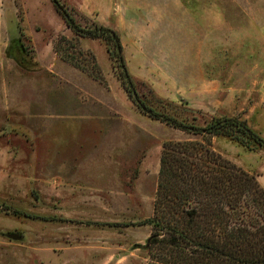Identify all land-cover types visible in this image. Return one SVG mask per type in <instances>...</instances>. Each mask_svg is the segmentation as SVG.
Wrapping results in <instances>:
<instances>
[{"label": "rangeland", "instance_id": "1", "mask_svg": "<svg viewBox=\"0 0 264 264\" xmlns=\"http://www.w3.org/2000/svg\"><path fill=\"white\" fill-rule=\"evenodd\" d=\"M60 1L79 24L118 31L149 106L197 124L237 116L264 138V0ZM196 40L204 99L169 65L186 43L194 70ZM119 65L52 0H0V264H148L135 246L152 233L164 143L202 136L144 113ZM207 138L264 188V146Z\"/></svg>", "mask_w": 264, "mask_h": 264}, {"label": "trees", "instance_id": "2", "mask_svg": "<svg viewBox=\"0 0 264 264\" xmlns=\"http://www.w3.org/2000/svg\"><path fill=\"white\" fill-rule=\"evenodd\" d=\"M79 36L103 37L112 45L126 89L152 118L200 139L164 143L153 215L145 220L152 233L145 244L148 264H264V188L255 175L212 148L208 136L224 135L264 146L261 137L237 116H211L203 124L157 110L141 99L128 72L118 31L91 21L79 24L77 11L52 0Z\"/></svg>", "mask_w": 264, "mask_h": 264}, {"label": "crops", "instance_id": "3", "mask_svg": "<svg viewBox=\"0 0 264 264\" xmlns=\"http://www.w3.org/2000/svg\"><path fill=\"white\" fill-rule=\"evenodd\" d=\"M194 44L197 45V50H196V55L199 59L198 62H194L195 64L194 65V70H191V69H188L189 72H187L185 70V67L186 66H189L191 64H189L188 62H186L184 60V56H185V52L184 51V48L182 45H179L181 46V52L180 54H177V53H174L172 54L174 60L173 61H169V65L172 67L173 71L176 72V73H173V75H179L181 76L180 78L185 80V85H186V92H185V95L188 97V96H195L193 95L192 93H197V98L198 97H201L202 99H204L203 97H208L209 95H212L214 92L213 91H210V90H206L204 88V86L206 85V80H207V75L205 73V71L203 70V68H201V65H202V62L200 61V48H201V43L200 40H196L195 42H193ZM187 44L185 43V48H186ZM170 48V47H169ZM173 49V48H172ZM171 53V52H170ZM195 55V56H196ZM177 58V59H176ZM182 58V61H180V59ZM141 71V69H140ZM147 71V70H146ZM142 72L144 73V78L147 76H145L148 72H145V70L142 69ZM141 73V72H139ZM187 101L189 102V104H192L191 103V100H188ZM197 101H201V100H197ZM203 107V106H202ZM204 109V108H203Z\"/></svg>", "mask_w": 264, "mask_h": 264}, {"label": "water", "instance_id": "4", "mask_svg": "<svg viewBox=\"0 0 264 264\" xmlns=\"http://www.w3.org/2000/svg\"><path fill=\"white\" fill-rule=\"evenodd\" d=\"M11 236L14 237V238L16 237V235H11Z\"/></svg>", "mask_w": 264, "mask_h": 264}]
</instances>
